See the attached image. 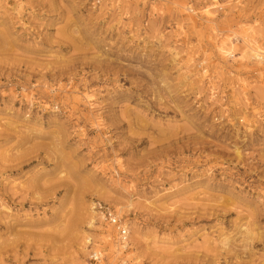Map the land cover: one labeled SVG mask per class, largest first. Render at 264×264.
Masks as SVG:
<instances>
[{
  "label": "rangeland",
  "instance_id": "obj_1",
  "mask_svg": "<svg viewBox=\"0 0 264 264\" xmlns=\"http://www.w3.org/2000/svg\"><path fill=\"white\" fill-rule=\"evenodd\" d=\"M248 41L264 52V0H0V264H264Z\"/></svg>",
  "mask_w": 264,
  "mask_h": 264
},
{
  "label": "built area",
  "instance_id": "obj_2",
  "mask_svg": "<svg viewBox=\"0 0 264 264\" xmlns=\"http://www.w3.org/2000/svg\"><path fill=\"white\" fill-rule=\"evenodd\" d=\"M93 209L100 223L114 230L115 239L119 246L124 248V253L129 246V228L125 226V220L118 215L113 207L107 204L95 203ZM90 258L94 263H98L102 256L92 252Z\"/></svg>",
  "mask_w": 264,
  "mask_h": 264
},
{
  "label": "bare ground",
  "instance_id": "obj_3",
  "mask_svg": "<svg viewBox=\"0 0 264 264\" xmlns=\"http://www.w3.org/2000/svg\"><path fill=\"white\" fill-rule=\"evenodd\" d=\"M205 13L207 16L210 15L209 11H205ZM217 48H218V51L221 53V55H224L225 57H228L231 59L234 58L235 54H234L233 45L227 46L226 44H223V45L221 44L220 46H217ZM242 50H243L242 54H241V56L243 57L242 59H244V58H254V59L264 58V52H262V50H260L258 47L253 46L249 41L243 43V49ZM90 210H92V212H89V217L91 216V214L95 216L96 213H95L93 207ZM96 217H97V214H96ZM94 222H95L94 217L91 216L90 217V226H92V223H94ZM90 240L91 239L89 237H87V239L85 240L86 245L80 243V245L78 246V247H80V251H81V253H83L84 256H86L88 253V246L87 245L90 243ZM95 254L101 255V253L97 252V251L95 252Z\"/></svg>",
  "mask_w": 264,
  "mask_h": 264
},
{
  "label": "clouds",
  "instance_id": "obj_4",
  "mask_svg": "<svg viewBox=\"0 0 264 264\" xmlns=\"http://www.w3.org/2000/svg\"><path fill=\"white\" fill-rule=\"evenodd\" d=\"M241 232L243 233V235L240 238V244L244 245V244H250L251 241L249 239L250 236V231L247 227H242L241 228ZM220 247H222L224 250H228L231 247V235H225L222 236L221 239L218 241ZM244 251H247V247L243 248Z\"/></svg>",
  "mask_w": 264,
  "mask_h": 264
}]
</instances>
